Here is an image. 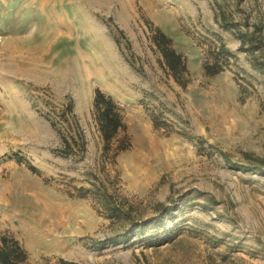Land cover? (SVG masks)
Masks as SVG:
<instances>
[{
  "label": "rangeland",
  "instance_id": "374dc122",
  "mask_svg": "<svg viewBox=\"0 0 264 264\" xmlns=\"http://www.w3.org/2000/svg\"><path fill=\"white\" fill-rule=\"evenodd\" d=\"M96 88L122 109L117 154ZM78 131L85 149L59 153ZM1 235L27 264H264V0H0Z\"/></svg>",
  "mask_w": 264,
  "mask_h": 264
},
{
  "label": "trees",
  "instance_id": "16d2710c",
  "mask_svg": "<svg viewBox=\"0 0 264 264\" xmlns=\"http://www.w3.org/2000/svg\"><path fill=\"white\" fill-rule=\"evenodd\" d=\"M150 40L160 55L159 61L161 65L178 84L185 86L189 74L187 58L183 52L174 46L172 37L160 27H155L150 35ZM242 43H245L244 40ZM223 54H230V52L221 45V50L214 54V60L203 63L205 74L215 75L224 69L226 59ZM93 117L103 142L104 152H108L112 148L114 141H116L114 154L130 146V140L126 134L122 138H118L120 132L126 129L121 107L110 94H107L99 88L94 90ZM63 141V146L57 151L64 156H70L77 151H83L85 149V137L81 131L76 132V135L70 138L64 137ZM101 203L112 213L111 215L118 212L115 206H113L112 200L107 195H105ZM26 260L27 253L17 239L6 235L0 236V264H27ZM61 264L80 263L62 259Z\"/></svg>",
  "mask_w": 264,
  "mask_h": 264
}]
</instances>
